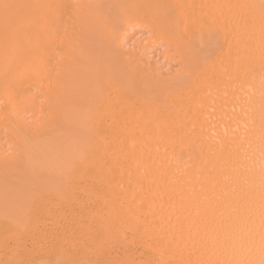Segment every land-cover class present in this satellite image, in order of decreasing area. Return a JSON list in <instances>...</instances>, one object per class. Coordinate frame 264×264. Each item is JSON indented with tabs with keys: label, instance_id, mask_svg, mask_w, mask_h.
I'll return each instance as SVG.
<instances>
[{
	"label": "bare ground",
	"instance_id": "obj_1",
	"mask_svg": "<svg viewBox=\"0 0 264 264\" xmlns=\"http://www.w3.org/2000/svg\"><path fill=\"white\" fill-rule=\"evenodd\" d=\"M0 264H264V0H0Z\"/></svg>",
	"mask_w": 264,
	"mask_h": 264
},
{
	"label": "rangeland",
	"instance_id": "obj_2",
	"mask_svg": "<svg viewBox=\"0 0 264 264\" xmlns=\"http://www.w3.org/2000/svg\"><path fill=\"white\" fill-rule=\"evenodd\" d=\"M156 60H157V58H156ZM156 60H155V61H156ZM159 63L162 65V67H163V65H164L163 71H164L165 74H167V73H171V72H173V70H175L174 68H173V69H169V70H167L168 67H167V65L165 66L163 60H161ZM166 71H167V72H166Z\"/></svg>",
	"mask_w": 264,
	"mask_h": 264
}]
</instances>
